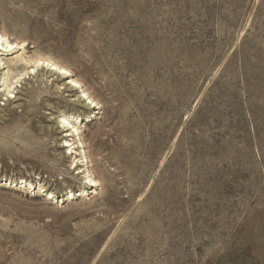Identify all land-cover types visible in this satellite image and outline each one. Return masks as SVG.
<instances>
[{"label": "rangeland", "instance_id": "374dc122", "mask_svg": "<svg viewBox=\"0 0 264 264\" xmlns=\"http://www.w3.org/2000/svg\"><path fill=\"white\" fill-rule=\"evenodd\" d=\"M0 31L82 85L0 98L1 179L56 195L0 179V264H264V0H0Z\"/></svg>", "mask_w": 264, "mask_h": 264}, {"label": "bare ground", "instance_id": "6f19581e", "mask_svg": "<svg viewBox=\"0 0 264 264\" xmlns=\"http://www.w3.org/2000/svg\"><path fill=\"white\" fill-rule=\"evenodd\" d=\"M26 48V41L15 40L13 42L12 37L8 36L7 33L0 31V52L2 51L4 54L15 55L16 50L23 51L22 54L17 55L9 62H4V60L0 57V98L4 97L8 103L12 99H16L17 95L14 94L20 87V84L27 78H30L31 76H40V74H44L45 76L49 75L48 78L52 79V82H49L50 86L56 89L53 94L62 95V90L73 93L78 88H82L81 82L75 78V75H73L69 68L63 66L58 61L53 60L50 56L42 54L27 56L25 54ZM64 80L66 83L63 84V87L60 83ZM74 103L80 104L84 108L88 109H101L100 104L95 100V98L85 90H82V95L78 97ZM2 105L5 106L6 104ZM74 117L75 116L72 113L66 112H61L58 117L59 126L62 124V128L64 130L63 132H65V136L62 138L64 143L63 148L66 147L67 150L71 151V154L73 152L77 154L79 149L82 150L83 157L79 159L75 157L73 163H75L78 175L85 174L82 177L83 182L91 187L90 194H92L96 192L97 187L101 186V184L96 178L95 173L89 168V157H87L85 145L82 140L81 126L78 125L81 123V117H77L76 122L73 121ZM90 117L95 118V115L91 114ZM84 120L89 121L87 118H82V123ZM81 165H85L83 167H86V169L82 171V167H79ZM1 183L2 187H12L17 191L26 190L28 193L36 191V196L40 197L45 195L47 197V201H51L56 198V195L53 192H48L46 186L43 184L35 186L23 178L17 180L5 177V179H1ZM32 189L33 191H31ZM76 194H73L72 191L68 192L66 201L74 200V198L77 197ZM79 196L81 197L82 194H79ZM64 203L65 201H62V204Z\"/></svg>", "mask_w": 264, "mask_h": 264}]
</instances>
